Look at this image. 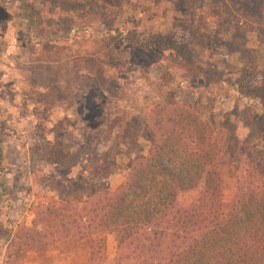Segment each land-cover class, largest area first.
Returning <instances> with one entry per match:
<instances>
[{"label":"rangeland","instance_id":"374dc122","mask_svg":"<svg viewBox=\"0 0 264 264\" xmlns=\"http://www.w3.org/2000/svg\"><path fill=\"white\" fill-rule=\"evenodd\" d=\"M28 2L41 10L40 28L61 37L52 47L34 44L21 27L18 1L0 0V264H9L4 258L9 227L30 226L31 208L64 195L63 179L77 180L94 156L108 169L112 163L120 167L105 179L108 190L123 182L122 167L144 144L139 138L141 150L124 147L122 123L130 114L139 120L151 102L173 100L176 93L157 72L142 69L167 70L194 90L213 80L258 85L264 75V0ZM54 19L65 26H46ZM70 26H85L93 36L114 29L119 34L108 40L69 39L64 30ZM240 40L258 68L252 73L243 71L238 55L229 51ZM213 113L221 122L220 110ZM226 118L220 125L234 148L264 155V122L252 123L241 104ZM225 182L228 199V176ZM188 197L178 202L186 204ZM115 253V237L108 234L107 259ZM87 259L84 243L67 240L20 251L14 264H87Z\"/></svg>","mask_w":264,"mask_h":264},{"label":"trees","instance_id":"16d2710c","mask_svg":"<svg viewBox=\"0 0 264 264\" xmlns=\"http://www.w3.org/2000/svg\"><path fill=\"white\" fill-rule=\"evenodd\" d=\"M17 1L24 32L34 44L52 47L50 43L61 36L40 28L41 10L28 0ZM46 24L65 26L55 19ZM114 33L119 34L114 29L93 36L85 26L64 30L69 39L108 40ZM219 33L225 36L227 29ZM229 51L238 55L243 71L258 70L241 40ZM151 71L176 93L173 100L151 102L139 120L130 114L122 123L119 140L124 147L141 150L139 138L144 144L143 151L122 167L123 182L108 190L105 179L120 167L112 163L108 169L94 156L84 176L63 179L64 195L31 208L30 226L9 227L6 262L14 264L23 250L73 240L84 243L87 264H264V155L252 149L239 152L220 125L238 104L252 123L264 122V75L258 85L213 80L194 90L167 70L142 69L145 74ZM200 94L209 100L203 102ZM215 109L220 110L221 122L214 117ZM226 176L231 182L228 199ZM186 195L187 203H179ZM108 234L116 242L111 260L106 256Z\"/></svg>","mask_w":264,"mask_h":264},{"label":"crops","instance_id":"0c3cea01","mask_svg":"<svg viewBox=\"0 0 264 264\" xmlns=\"http://www.w3.org/2000/svg\"><path fill=\"white\" fill-rule=\"evenodd\" d=\"M86 253H87V250H86ZM87 258H88V255H87ZM87 263H88V259H87Z\"/></svg>","mask_w":264,"mask_h":264}]
</instances>
